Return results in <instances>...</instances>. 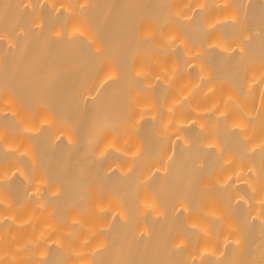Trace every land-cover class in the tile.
Wrapping results in <instances>:
<instances>
[{"label": "bare ground", "instance_id": "1", "mask_svg": "<svg viewBox=\"0 0 264 264\" xmlns=\"http://www.w3.org/2000/svg\"><path fill=\"white\" fill-rule=\"evenodd\" d=\"M0 264H264V0H0Z\"/></svg>", "mask_w": 264, "mask_h": 264}]
</instances>
